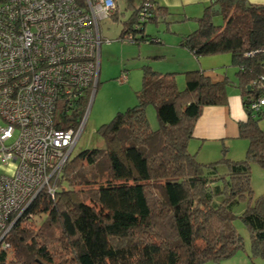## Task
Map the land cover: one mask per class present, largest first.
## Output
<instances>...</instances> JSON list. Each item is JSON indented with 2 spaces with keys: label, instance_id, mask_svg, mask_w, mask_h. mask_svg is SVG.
Masks as SVG:
<instances>
[{
  "label": "trees",
  "instance_id": "16d2710c",
  "mask_svg": "<svg viewBox=\"0 0 264 264\" xmlns=\"http://www.w3.org/2000/svg\"><path fill=\"white\" fill-rule=\"evenodd\" d=\"M145 1L151 4L140 20ZM123 3L133 12L118 38L154 41L144 33L145 23L165 20L166 6L155 0ZM217 14L222 24L212 21ZM194 20V30L180 34L177 43L195 57L229 53L235 82L212 81L194 68L181 71L179 88L177 71L143 64L136 103L99 126L102 145L67 159L54 196L39 193L31 201L6 235L0 264H203L227 258L243 245L233 207L245 199L240 218L249 231L250 254L264 258V194L253 196L250 184L251 163L264 168V128L258 125L264 110L251 108L264 97V84L247 88L264 76V3L214 0ZM231 84L247 114L238 123L239 136L248 141L244 157L229 158L223 147L219 158L200 161L187 146L194 122L203 106L225 101ZM88 97L56 126L78 125ZM148 104L155 107L156 128L149 125ZM36 215L43 217L39 229L26 228Z\"/></svg>",
  "mask_w": 264,
  "mask_h": 264
},
{
  "label": "built area",
  "instance_id": "2783aa9c",
  "mask_svg": "<svg viewBox=\"0 0 264 264\" xmlns=\"http://www.w3.org/2000/svg\"><path fill=\"white\" fill-rule=\"evenodd\" d=\"M118 3L0 0V158L16 163L12 176L0 174V249L8 247L6 235L31 201L39 193L55 194L84 114L76 126L56 125L69 118L82 96L88 93L89 102L93 95L99 73V21L114 15ZM150 4L139 5L140 20ZM262 84L264 76L250 83ZM261 105L264 97L251 108Z\"/></svg>",
  "mask_w": 264,
  "mask_h": 264
},
{
  "label": "rangeland",
  "instance_id": "374dc122",
  "mask_svg": "<svg viewBox=\"0 0 264 264\" xmlns=\"http://www.w3.org/2000/svg\"><path fill=\"white\" fill-rule=\"evenodd\" d=\"M132 12L133 8L131 6L124 7L123 1L119 0L118 11L116 12L117 18L108 17L99 21L101 43L99 47L98 84L93 95L89 98L84 113V125L70 157L75 156L84 149L102 145V139L97 132L99 126L109 122L116 112L123 111L136 103V92L141 87V67L143 64L148 62L162 69L175 68L178 67L177 64L179 62V65L183 64L184 58L182 56L187 55L176 50L174 45L176 44V39L180 38V34L194 30L196 27L195 20L187 19L180 23L177 22L180 17H174L175 14H171L165 20H149L145 23L144 33L147 34V37L154 39V41L135 43L120 40L118 37L123 21L127 20ZM212 21L215 24H222L223 19L221 15L217 14L213 16ZM191 26H193V29L189 30ZM155 38H159L161 41H156ZM161 53L165 55L157 57ZM187 53L191 54L189 51ZM191 55L193 56V54ZM178 78L183 80V85H179V88H182L185 75L178 72L176 73V80ZM145 111L149 125L151 128H156L158 121L154 105L148 104ZM259 121L264 122V117ZM261 128H264V124H262ZM244 154L242 157H244ZM214 157L211 155L196 156L197 159L203 158L204 162L211 161ZM15 169V162L11 160L4 161L0 158V174L12 176ZM250 169V184L253 196L264 194V168L258 163L252 162ZM247 202L248 200L245 199L233 207L236 215L233 224L235 230L242 238V247L227 258L207 260L203 264H264V258L251 256L249 231L240 218V214L246 207ZM42 218V216L36 215L26 222L24 226L36 231L40 227ZM11 256L12 251L9 249L7 250V258L9 259Z\"/></svg>",
  "mask_w": 264,
  "mask_h": 264
},
{
  "label": "crops",
  "instance_id": "0c3cea01",
  "mask_svg": "<svg viewBox=\"0 0 264 264\" xmlns=\"http://www.w3.org/2000/svg\"><path fill=\"white\" fill-rule=\"evenodd\" d=\"M251 3H264V0H247ZM159 5H164L171 14H175L180 19L177 22H184L187 19L194 20L202 14L204 7L211 4V0H155ZM182 12V13H180ZM182 19V20H181ZM193 26H191V29ZM195 27V26H194ZM187 30V31H189ZM176 39L174 45L176 50L184 52L183 64L175 68L162 69L159 66L150 64L154 69L159 71L174 70L181 72L187 69L199 68L204 74L209 76L212 81H219L223 78H228L235 82L236 67L231 64L229 53H221L207 56L195 57L186 48L180 46ZM190 52L191 54L187 53ZM161 53L157 57H163ZM192 56V57H191ZM178 87L183 85V80H176ZM264 110V105H262ZM247 118L246 111L243 108L242 98L239 89L234 85H228L226 88L225 101L217 105L203 106L200 115L194 122L192 137L188 141L189 151L196 156H215L213 160L222 155L223 147H226V155L232 159H239L246 152L248 141L246 138L239 136L238 123L245 121ZM264 122L259 121L258 125L261 128ZM228 151V152H227ZM203 161V158L199 159ZM248 264V263H247Z\"/></svg>",
  "mask_w": 264,
  "mask_h": 264
},
{
  "label": "water",
  "instance_id": "95a60500",
  "mask_svg": "<svg viewBox=\"0 0 264 264\" xmlns=\"http://www.w3.org/2000/svg\"><path fill=\"white\" fill-rule=\"evenodd\" d=\"M214 0H211V2H213ZM248 4H246L247 6ZM219 8V5L217 3H215L213 6H212V9L213 10H217ZM247 88L250 89V85H247Z\"/></svg>",
  "mask_w": 264,
  "mask_h": 264
},
{
  "label": "clouds",
  "instance_id": "9594fccd",
  "mask_svg": "<svg viewBox=\"0 0 264 264\" xmlns=\"http://www.w3.org/2000/svg\"><path fill=\"white\" fill-rule=\"evenodd\" d=\"M250 85V84H249ZM250 87H251V85H250Z\"/></svg>",
  "mask_w": 264,
  "mask_h": 264
}]
</instances>
